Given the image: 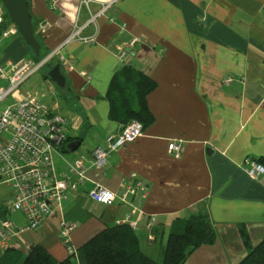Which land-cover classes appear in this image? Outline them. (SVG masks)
<instances>
[{"label": "crops", "instance_id": "1", "mask_svg": "<svg viewBox=\"0 0 264 264\" xmlns=\"http://www.w3.org/2000/svg\"><path fill=\"white\" fill-rule=\"evenodd\" d=\"M27 2L44 52L77 27L90 41L76 38L65 46L64 87L43 70L31 87L24 88L27 80L13 94V102L37 95L68 117L71 140L81 141L76 155L85 156L88 170L80 188L43 225L15 236L10 249L0 247V259L16 251L23 260L40 244L63 260L69 253L60 237L62 220L75 225L70 240L78 249L107 226L130 224L128 217L152 256L157 245L164 249L166 230L177 220L204 212L217 238L193 250L185 264H238L264 239V174L250 176L241 166L246 156L264 158V0ZM5 25L15 24L6 17ZM30 52L19 31L0 34V63L31 57ZM126 65L157 81L147 96L153 121L96 168L92 150L125 124L109 117L106 94ZM227 76L231 83L224 82ZM174 139L183 141L180 157L169 150ZM56 163L62 170L59 157ZM133 174L147 185L145 196L112 205L89 198L97 183L122 191ZM14 219L25 221L20 214ZM73 261L80 264L77 256Z\"/></svg>", "mask_w": 264, "mask_h": 264}, {"label": "built area", "instance_id": "2", "mask_svg": "<svg viewBox=\"0 0 264 264\" xmlns=\"http://www.w3.org/2000/svg\"><path fill=\"white\" fill-rule=\"evenodd\" d=\"M52 1L54 3L55 0ZM107 7L108 5L94 15L91 21ZM6 15L7 10L1 0L2 37L18 33L15 25L5 27ZM81 30V27H77L63 43L48 51L40 60L31 56L6 64L0 63V104L15 94L29 78L45 70L49 62L67 64L65 46L76 38L90 41L89 37L80 35ZM136 41L132 40L130 45L133 46ZM126 54L125 50L121 51V60L125 59ZM232 80L233 77L227 76L224 82L231 83ZM70 124L68 117L54 112L51 106L37 95L19 99L3 109L0 108V188L9 190V193L4 195V200L0 201L2 249H10L15 236L43 225L60 209L70 193L78 190L86 179L88 165L85 156H70L62 149L63 145L72 142L69 135ZM143 129L141 121L132 119L124 124L120 132L109 134L104 144H99L92 150L93 165L103 168L112 152L136 140L143 134ZM169 150L176 157H180L183 150L182 139L172 140ZM56 157L64 164L60 171L57 169ZM241 166L250 176L258 177L264 174V164L250 156L243 159ZM147 190L144 181L133 174L120 192L97 183L88 191V196L97 204L112 205L118 200L128 202L140 193L145 196ZM17 213L24 218L23 223L12 218V215ZM129 219L128 217L127 221L130 225L135 226V222ZM74 228V224L62 220L60 237L69 255L77 256L78 250L70 240Z\"/></svg>", "mask_w": 264, "mask_h": 264}, {"label": "trees", "instance_id": "3", "mask_svg": "<svg viewBox=\"0 0 264 264\" xmlns=\"http://www.w3.org/2000/svg\"><path fill=\"white\" fill-rule=\"evenodd\" d=\"M6 17L11 21L8 13ZM47 53L41 46L40 55L32 53V57L40 60ZM55 64L49 62L46 65L47 76ZM156 86L157 81L150 75L135 67L124 66L113 76L106 94L110 103L109 117L123 123L137 119L145 127L153 121L147 96ZM67 145H63L62 149L70 152ZM257 160L264 164V158ZM216 238V230L209 216L199 212L174 223L159 260L142 249L139 236L129 223L105 227L77 249V257L80 264H185L193 250L215 242ZM73 259L74 255H69L66 259L58 260L44 246L37 244L23 260L16 251H7L0 264H74ZM238 264H264V239L249 247L248 253Z\"/></svg>", "mask_w": 264, "mask_h": 264}, {"label": "water", "instance_id": "4", "mask_svg": "<svg viewBox=\"0 0 264 264\" xmlns=\"http://www.w3.org/2000/svg\"><path fill=\"white\" fill-rule=\"evenodd\" d=\"M11 21L17 27L26 44L35 55H40L41 43L35 35V28L31 18L27 0H2ZM48 76L60 87L66 85V77L61 71V64L54 65L48 71ZM81 144L80 140L69 143L70 151H75Z\"/></svg>", "mask_w": 264, "mask_h": 264}, {"label": "rangeland", "instance_id": "5", "mask_svg": "<svg viewBox=\"0 0 264 264\" xmlns=\"http://www.w3.org/2000/svg\"><path fill=\"white\" fill-rule=\"evenodd\" d=\"M32 53H33V51H32V49H31V52H30L29 56H31ZM43 70H44V69H43ZM43 70H42V71H43ZM40 73H41V72H38L36 75L32 76V78H29V81H27V83L24 84V88L31 87V86H30V85H31V79L35 78V77L38 76ZM13 96H14V95H11V96L7 97V98H6V99L0 104V108L3 109V108H5L7 105L13 103V101H14V97H13ZM79 150H80V148H78L77 150L71 152L70 156H75V155L79 152ZM78 155H79V154H78ZM5 189H6L5 187L0 188V192H1V194L5 195L6 192L9 193V190H7V189L5 190ZM16 216H18V213L12 215V217H14V218H16ZM168 233H169V230L167 229V230H166V233H165V239H167L166 237H167ZM162 251H163V250H161L160 245H157L156 249H154L151 253H152V256H153V257H155L157 260H159V259H161Z\"/></svg>", "mask_w": 264, "mask_h": 264}]
</instances>
